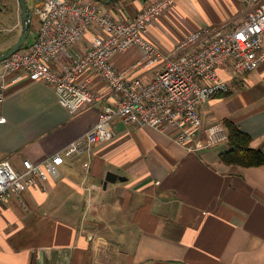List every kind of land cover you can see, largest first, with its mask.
I'll return each mask as SVG.
<instances>
[{"label": "crops", "instance_id": "obj_1", "mask_svg": "<svg viewBox=\"0 0 264 264\" xmlns=\"http://www.w3.org/2000/svg\"><path fill=\"white\" fill-rule=\"evenodd\" d=\"M3 1L14 12L0 13V55L22 35L18 0ZM33 1L38 8L46 0ZM94 1L132 19L157 0ZM247 11L244 0H174L145 37L171 52L192 32L241 22ZM142 56L133 46L113 62L127 69ZM66 61L64 54L56 67ZM154 72L134 73L149 81ZM226 78L232 89L202 104L196 144L213 121L226 127L229 119L264 153V62L253 72ZM92 81L105 90L98 75ZM109 95L72 113L49 83H10L2 105L0 158L16 169L24 159L44 161L98 122ZM113 127L115 136L93 151L89 177L87 155L67 159L56 177L26 190L22 200L0 202V264H264V165L224 163L228 141L188 151L171 130L129 126L120 119ZM109 171L125 179L105 187Z\"/></svg>", "mask_w": 264, "mask_h": 264}, {"label": "built area", "instance_id": "obj_2", "mask_svg": "<svg viewBox=\"0 0 264 264\" xmlns=\"http://www.w3.org/2000/svg\"><path fill=\"white\" fill-rule=\"evenodd\" d=\"M244 1L248 11L243 21L196 30L171 52L149 41L145 32L174 0L152 2L132 19L119 18L94 0L44 1L36 10L40 24L32 41L0 65V123L6 121L2 105L9 84L24 80L51 84L72 113L102 101L107 93L110 103L88 132L44 161L24 159L23 168L16 169L0 158V202L22 200L26 190L56 177L67 159L87 155L89 177L93 151L115 136L116 119L171 130L188 151L228 141L226 127L215 120L204 129L205 138L195 142L203 127L202 104L232 89L226 74L239 77L264 62V0ZM89 32L86 47L79 49ZM133 46L143 51L137 64L116 67L113 58ZM64 54L68 61L56 67ZM141 68L155 70L149 81L134 73ZM93 74L104 91L94 86Z\"/></svg>", "mask_w": 264, "mask_h": 264}, {"label": "trees", "instance_id": "obj_3", "mask_svg": "<svg viewBox=\"0 0 264 264\" xmlns=\"http://www.w3.org/2000/svg\"><path fill=\"white\" fill-rule=\"evenodd\" d=\"M229 132L230 149L221 154L224 163L234 167H253L264 165V153L252 145V136L241 130L232 120L225 119Z\"/></svg>", "mask_w": 264, "mask_h": 264}, {"label": "water", "instance_id": "obj_4", "mask_svg": "<svg viewBox=\"0 0 264 264\" xmlns=\"http://www.w3.org/2000/svg\"><path fill=\"white\" fill-rule=\"evenodd\" d=\"M114 0H106L107 3H110ZM21 8V18H22V35L14 46L9 50L0 55V63L10 58L15 52L20 50L26 45V41L30 36L31 27H32V18L34 16V11L30 6L29 0H18ZM123 180L116 172L109 171L104 182V186L107 187L109 183H115L117 180Z\"/></svg>", "mask_w": 264, "mask_h": 264}, {"label": "rangeland", "instance_id": "obj_5", "mask_svg": "<svg viewBox=\"0 0 264 264\" xmlns=\"http://www.w3.org/2000/svg\"><path fill=\"white\" fill-rule=\"evenodd\" d=\"M181 3L182 2H187V0H179ZM30 6H31V8H32V10L34 11V16H33V18H32V27H31V32H30V36H29V38L27 39V41H26V45L30 42V41H32V39H33V37H34V34H35V31L37 30V28L39 27V24H40V21H39V19H38V16H37V14H36V10H37V7H36V4L34 3V1L33 0H31L30 1ZM191 7H192V4L190 5ZM9 22H11V20H8V23H6L7 25H9L10 23ZM9 27V26H8ZM25 45V46H26ZM24 46V47H25ZM4 62V61H3ZM3 62H1V63H3Z\"/></svg>", "mask_w": 264, "mask_h": 264}, {"label": "flooded vegetation", "instance_id": "obj_6", "mask_svg": "<svg viewBox=\"0 0 264 264\" xmlns=\"http://www.w3.org/2000/svg\"><path fill=\"white\" fill-rule=\"evenodd\" d=\"M1 12H14V8L9 3L0 0V13Z\"/></svg>", "mask_w": 264, "mask_h": 264}]
</instances>
